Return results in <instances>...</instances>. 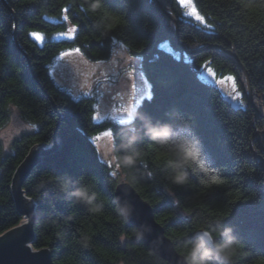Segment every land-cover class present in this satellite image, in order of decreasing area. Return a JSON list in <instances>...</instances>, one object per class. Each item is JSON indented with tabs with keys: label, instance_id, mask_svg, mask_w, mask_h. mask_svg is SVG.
I'll return each mask as SVG.
<instances>
[{
	"label": "trees",
	"instance_id": "obj_1",
	"mask_svg": "<svg viewBox=\"0 0 264 264\" xmlns=\"http://www.w3.org/2000/svg\"><path fill=\"white\" fill-rule=\"evenodd\" d=\"M163 2L179 21L183 43L190 48L217 43L233 50L250 74L255 100H264V0H250L254 8H244L240 0H192L203 22L187 13L179 0ZM106 4L122 17L107 34L96 27L84 0H0V128L14 111L30 128L14 139L11 152L0 140V234L27 220L19 214L12 191L18 166L33 148L51 146L57 135L60 148L33 169L23 184L25 197L32 195L41 173L52 171L91 182L105 208L90 214L51 185L47 196L32 199L37 219L31 247L50 249L55 264H163L160 257L147 255L143 241L120 239L134 227L120 224L115 216L113 198L121 176H135V188L151 203L165 232L187 231L191 237L222 217L250 250L240 264H264V134L252 140L264 128V118L247 100L244 72L217 48L191 56L197 67L210 62L218 72L235 75L241 106L234 108L218 87L199 79L189 61L167 49L170 44L183 51L172 37L174 22L156 0ZM116 44L142 61L149 86L136 109L154 120L169 121L182 136L198 137L208 173L193 174L187 185H172L158 159L164 149L142 134L138 147L144 158L135 169H118L102 157L95 137L111 131L113 139L122 129L130 135L129 121L96 120V99L73 95L56 81L52 69L59 56L75 49L86 60H108ZM135 126L140 128L141 122ZM68 215L75 218L63 223ZM49 216L59 217L61 223L51 224ZM57 232H63V238ZM84 232L92 236L90 248L78 243Z\"/></svg>",
	"mask_w": 264,
	"mask_h": 264
},
{
	"label": "clouds",
	"instance_id": "obj_2",
	"mask_svg": "<svg viewBox=\"0 0 264 264\" xmlns=\"http://www.w3.org/2000/svg\"><path fill=\"white\" fill-rule=\"evenodd\" d=\"M244 8H254L250 0H240ZM87 12L95 18L97 28H102L107 34L115 28L122 17L110 9L106 0H84ZM264 7V4L260 5ZM257 104L264 103V100L257 98ZM129 122L127 134L124 129L121 130L118 137H114L110 142L108 158L118 169H135L143 160V149L138 147V141L143 136L155 146L164 149L158 157L163 162V171L165 178L172 185H187L191 181L193 174H206L209 171V165L204 153L201 141L195 135H181L172 123L165 120H154L151 116L140 112L138 109L131 110L129 113ZM141 122L140 128L135 126V122ZM184 123L191 127V122L184 119ZM264 131V128L260 129ZM6 131V130H5ZM5 135L0 132V136ZM115 173H113L114 175ZM119 182H125L130 187H135L136 178L133 176L128 179L121 176ZM207 183V180H203ZM53 186L58 194H64L66 199L72 203L83 205L90 214H101L104 211L105 204L100 199V193L95 186L83 177L73 180L70 175L45 171L39 175L33 185L32 199H40L47 196L49 186ZM113 204L115 207V216L120 224L126 225L133 213L131 203L120 196H114ZM75 217L68 215L63 218V223H68ZM47 221L53 225H59L61 219L59 217H47ZM25 222H28L25 220ZM37 223H45L38 220ZM150 225L134 226L130 232L122 233L120 239L126 236H132L137 241H142L146 233L151 232ZM189 237L187 231L166 232L162 236L157 237L156 241L163 243L167 240L173 244L179 261L178 264H240V261L250 255V250L245 243L236 234L235 228L224 223V218L218 217L214 222L207 226L201 227L198 231L192 232ZM63 232H57L58 238H63ZM181 237H184L181 239ZM78 243L83 248L92 247V236L84 232L80 235ZM149 257H156L157 250L155 247H149L146 250ZM163 264H167L165 258L161 257Z\"/></svg>",
	"mask_w": 264,
	"mask_h": 264
},
{
	"label": "rangeland",
	"instance_id": "obj_3",
	"mask_svg": "<svg viewBox=\"0 0 264 264\" xmlns=\"http://www.w3.org/2000/svg\"><path fill=\"white\" fill-rule=\"evenodd\" d=\"M179 1L187 9L186 12L191 14L194 8L192 0H184L183 3ZM166 47L178 58L189 61L199 79L218 87L225 96L229 93H234L235 98L237 94L241 95L232 72H218L210 62L197 67L186 52L176 50L170 44H166ZM65 54L55 60L52 69L56 81L75 96H93L96 99L93 114L96 120L108 118L129 121L130 117L124 109H136L139 99L148 90L141 59L129 54L121 44H116L110 59L103 61L86 60L75 51ZM28 130L29 126L14 111L9 121L0 128V132L5 133L0 136V140L6 152H11L14 139ZM104 133L97 135L95 141L102 157L111 160L108 158V151L112 136H106ZM262 135L263 133H260L259 137Z\"/></svg>",
	"mask_w": 264,
	"mask_h": 264
},
{
	"label": "water",
	"instance_id": "obj_4",
	"mask_svg": "<svg viewBox=\"0 0 264 264\" xmlns=\"http://www.w3.org/2000/svg\"><path fill=\"white\" fill-rule=\"evenodd\" d=\"M156 1L166 16L175 24V30L172 33L175 45L180 46L184 52L190 56L207 49L217 48L241 68L246 77L247 98L249 103L257 114L264 118V104H257L255 102L250 74L238 55L233 50H228L225 46L214 43H208L199 48H189L187 44L181 41L179 21L174 12L165 5L162 0ZM225 100L234 108L240 107L239 102L236 101L232 94L225 96ZM256 135L257 134H255L254 137ZM59 148L60 143L56 135L54 143L51 146L33 148L18 166L13 177L12 191L19 214L26 216L28 222L22 223L0 234V264H55L50 249L42 248L33 250L31 247V243L35 240L34 227L37 213L35 211L34 202L28 200L24 195L23 184L30 176L33 169L41 162L42 158L51 155ZM115 196H120L128 200L133 206V213L128 221L130 225L151 226V232L146 233L145 238L142 240L147 247H155L157 256L165 258L168 264H178L179 257L174 250L173 244L169 243L167 240H164L162 244L159 242L153 243L156 241L157 237L166 233L165 228L157 221L152 206L141 196L137 189L135 187H130L125 182H119L115 189Z\"/></svg>",
	"mask_w": 264,
	"mask_h": 264
},
{
	"label": "snow or ice",
	"instance_id": "obj_5",
	"mask_svg": "<svg viewBox=\"0 0 264 264\" xmlns=\"http://www.w3.org/2000/svg\"><path fill=\"white\" fill-rule=\"evenodd\" d=\"M181 2L183 3L184 0H181ZM191 14H192V15H195V17H196L197 20H199V21H201V22L204 21V17L198 15V14L196 13V11H195L194 8H193ZM13 27H15V25H13ZM34 35H35V34H34ZM64 35H71V33H70V32H69V33H65ZM75 51H76V52H80L81 50H80V49H75ZM65 55H67V53H66ZM238 98H239V94H237V99H238ZM124 111H125L126 113H128V115H129V113H130V111H131V108H126V109H124ZM104 135L111 137V136H112V132H111V131L105 132ZM214 182H215V183H221L222 181L219 180L218 178H214ZM27 199H28V200H32L31 196L27 197ZM23 223H27V222L23 221Z\"/></svg>",
	"mask_w": 264,
	"mask_h": 264
},
{
	"label": "bare ground",
	"instance_id": "obj_6",
	"mask_svg": "<svg viewBox=\"0 0 264 264\" xmlns=\"http://www.w3.org/2000/svg\"><path fill=\"white\" fill-rule=\"evenodd\" d=\"M177 18V17H176ZM178 20V19H177ZM215 44H217V43H215ZM203 46V45H202ZM124 47V46H123ZM189 47V46H188ZM201 47V46H200ZM125 48V47H124ZM190 48V47H189ZM199 48V47H198ZM129 53V52H128ZM130 54V53H129ZM196 54H199V52L198 53H195L194 55H196ZM133 56V55H132ZM139 58V57H138ZM139 59H141V58H139ZM147 86H149V85H147ZM149 95H151L150 93H149ZM225 99V98H224ZM247 100H248V98H247ZM248 102H249V100H248ZM260 133H263L264 134V131H261V130H259V131H257L256 132V136L254 137L253 136V141L255 140V139H258L259 138V134ZM262 145H263V147H264V141H262ZM117 186V185H116ZM116 189V188H115ZM114 196H115V192H114ZM148 203L151 205V203L148 201ZM152 206V205H151ZM152 208H153V206H152ZM153 210H154V208H153ZM155 213V212H154ZM22 216V215H21ZM24 216V215H23ZM26 217V216H25ZM32 249L33 250H37V249H34L33 247H32Z\"/></svg>",
	"mask_w": 264,
	"mask_h": 264
}]
</instances>
